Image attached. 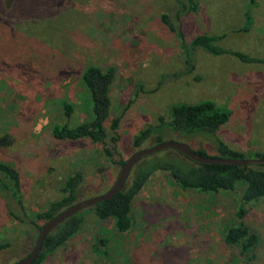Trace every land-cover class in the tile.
I'll use <instances>...</instances> for the list:
<instances>
[{"label":"rangeland","instance_id":"374dc122","mask_svg":"<svg viewBox=\"0 0 264 264\" xmlns=\"http://www.w3.org/2000/svg\"><path fill=\"white\" fill-rule=\"evenodd\" d=\"M195 2L188 14L183 0L16 1L20 16L37 12L42 20L43 9L50 10L54 25L44 24L41 38L24 27L14 32L5 20L0 28V45L10 49L0 55V162L19 179L14 197L0 188V264H14L29 251L41 224L34 216L61 198L73 173L82 175L77 201L105 192L117 162L151 147L160 133L154 130L138 150L133 139L159 119L166 123L172 105L209 102L228 120L214 135L188 138L164 129L163 140L210 156L214 141L245 156L264 155V65L188 50L193 37L213 36L227 51L264 60V0ZM88 66L114 71L104 128L110 157L87 139L57 140L51 133L90 119L80 80ZM61 102L71 106L69 117ZM241 188L182 191L166 173H154L130 204L128 231L117 233L111 220L83 211L79 230L41 264H264V200L243 205L237 218ZM238 224L257 239L244 255L224 241L226 229Z\"/></svg>","mask_w":264,"mask_h":264},{"label":"trees","instance_id":"16d2710c","mask_svg":"<svg viewBox=\"0 0 264 264\" xmlns=\"http://www.w3.org/2000/svg\"><path fill=\"white\" fill-rule=\"evenodd\" d=\"M17 0H0V28L7 25L11 26L14 32L22 31L24 27L28 33L38 38L44 36V24L52 27L54 25V14L43 9L46 14L45 19H38V13L33 15L36 17L29 18L27 15L20 16V12L16 5ZM183 8L186 13L190 14L196 11L197 5L195 0H183ZM161 21L172 32H176L172 24L165 16H161ZM219 38L213 36L198 35L191 39L188 43L189 53H195L196 50H203L211 55H230L244 64L256 63L264 65V60L250 58L238 52L227 51L214 43ZM38 44H43V41ZM45 43V42H44ZM6 49V50H5ZM10 51L8 45H0V55ZM189 58L186 57V66ZM114 71L107 68L104 71L94 66L86 67L80 76V80L85 87L90 103V119L75 127L67 128L53 127L52 136L57 140H81L88 141L100 145L107 156H111L107 152V136L105 133V122L108 118L110 108L109 88L113 81ZM60 108L65 117H69L71 106L65 102L60 103ZM228 120V113L223 110L215 109L209 102H201L192 105H172L169 109V118L166 123L159 119L156 127L146 128L140 132L132 141L131 146L138 150L152 134L154 130L160 133L154 138L153 145H158L163 140L161 132L167 129L169 132L177 136L192 138L199 134L214 135L216 131L224 125ZM116 121H112L111 129L115 127ZM213 155H207L204 151L192 150L194 153L202 157L211 158H227V159H259L264 160V155L254 153L250 157L244 154L228 149L222 142L214 141L212 146ZM125 160H119L117 163L121 167ZM157 172L166 173L177 187L182 191L196 190L202 193L215 194L218 192H232L241 185L238 194L239 206L236 209L237 218L241 219L244 214L243 205L264 200V165H248V166H224V165H201L196 164L186 157L172 150H164L137 161L131 168V171L125 180L122 188L110 199L101 201L87 209L72 215L62 221L44 238L41 243L39 252L30 264H41L44 258L61 247L70 237H72L81 227L83 223V211H89L99 220H111L112 226L117 233H124L129 230L131 220L129 217L130 204L133 198L141 191L146 181ZM0 188L2 191H11V195L16 196L19 188L18 175L10 166L0 162ZM82 180L80 172L73 173L68 177L62 188L60 189L61 198L49 204L47 209L37 213L34 218L41 222L40 225L35 224L36 234L41 226L51 220L62 210L75 204L78 198V188ZM104 193V192H103ZM102 193V194H103ZM101 195V194H99ZM98 196V195H97ZM95 197V196H94ZM93 198V197H91ZM82 201V200H81ZM36 235L31 237L29 251L30 252ZM256 235L249 233L241 224L236 227L226 229L224 233V241L229 246L239 247L240 254L244 255L250 251L256 244ZM4 245H0V249Z\"/></svg>","mask_w":264,"mask_h":264},{"label":"water","instance_id":"95a60500","mask_svg":"<svg viewBox=\"0 0 264 264\" xmlns=\"http://www.w3.org/2000/svg\"><path fill=\"white\" fill-rule=\"evenodd\" d=\"M172 150L178 154L186 157L190 161L201 164V165H224V166H248V165H264V160L259 159H227V158H211L202 157L194 153L187 145L175 141H165L158 145H154L145 149L138 150L132 153L120 167L116 178L110 187L101 195L76 202L72 206L62 210L55 215L51 220L44 223L38 233L36 234L33 246L27 256L21 258L14 264H30L36 257L40 250L41 243L44 238L51 232L57 225H59L65 219L72 215L80 212L81 210L87 209L101 201L110 199L115 195L123 186L127 179L132 166L140 159L149 156L151 154L164 151Z\"/></svg>","mask_w":264,"mask_h":264}]
</instances>
